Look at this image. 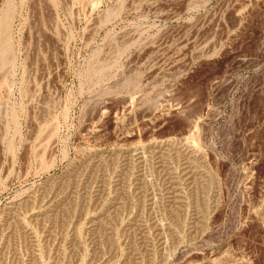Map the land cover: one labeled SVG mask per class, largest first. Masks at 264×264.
Instances as JSON below:
<instances>
[{"label":"rangeland","instance_id":"1","mask_svg":"<svg viewBox=\"0 0 264 264\" xmlns=\"http://www.w3.org/2000/svg\"><path fill=\"white\" fill-rule=\"evenodd\" d=\"M7 11L0 264H264V0Z\"/></svg>","mask_w":264,"mask_h":264},{"label":"bare ground","instance_id":"2","mask_svg":"<svg viewBox=\"0 0 264 264\" xmlns=\"http://www.w3.org/2000/svg\"><path fill=\"white\" fill-rule=\"evenodd\" d=\"M10 11H7V12H5L3 15H1V17H0V44H1V46H0V71H4L10 64H11V66H12V59L10 58V54H11V50H10V45H9V43H8V40L6 39V37L8 36V34H6L7 33V30L9 29V25L11 24L10 23V13H9ZM10 23V24H9ZM8 28V29H7ZM10 32V31H9ZM10 36H8V38H9ZM10 40V39H9ZM12 57V56H11ZM9 70V68L7 69V71ZM100 71V70H99ZM106 71V70H105ZM101 72H103L104 73V70L103 71H101ZM101 72H99L100 74H101ZM99 76H101V75H99ZM52 135V134H51ZM170 140V139H169ZM165 141V140H164ZM163 141V143L165 144V142ZM172 141V139L170 140V142L169 143H172L171 142ZM174 141V140H173ZM161 142V141H160ZM176 142V141H175ZM156 142H154V144H155ZM162 143V144H163ZM168 143V144H169ZM47 144V143H46ZM157 144V143H156ZM159 144V143H158ZM161 144V143H160ZM160 144L159 145H156V147L157 146H160ZM163 144V145H164ZM167 144V143H166ZM165 144V145H166ZM182 144V143H181ZM153 145V144H152ZM163 145H161V146H163ZM164 145V146H165ZM170 145V144H169ZM173 145V144H172ZM160 146V147H161ZM177 146V145H176ZM154 147H155V145H154ZM166 149H167V147H166ZM170 149H171V147H170ZM158 150V149H157ZM164 150V149H163ZM173 151V150H172ZM186 151V150H185ZM176 152V151H175ZM40 153V152H39ZM140 153V152H139ZM153 153V152H152ZM155 153H156V150H155ZM163 153H165L164 151H163ZM179 153V152H178ZM154 154V153H153ZM188 154V153H187ZM191 154V153H190ZM136 155H138V153L136 154ZM131 156H132V154H131ZM140 156V155H139ZM141 156H142V154H141ZM189 156V155H188ZM139 158V157H138ZM186 160V159H185ZM187 160H188V158H187ZM193 160V159H192ZM191 160V161H192ZM137 161V160H136ZM189 161V160H188ZM39 162V161H38ZM188 163H190V162H188ZM195 163V162H194ZM186 165V164H185ZM184 165V166H185ZM197 165V164H196ZM191 166V165H190ZM186 169V168H185ZM183 170V169H182ZM197 170V169H196ZM185 172H186V170H184ZM183 172V171H182ZM184 173V172H183ZM192 174V173H191ZM190 174V175H191ZM184 176V175H183ZM199 176V175H198ZM200 177V176H199ZM203 177V176H202ZM183 179V178H182ZM50 188V187H49ZM65 190V189H64ZM74 190V189H73ZM176 191V190H175ZM178 191L179 190H177V194H178ZM44 192V191H43ZM46 192V191H45ZM47 192H48V190H47ZM50 192H55V191H50ZM58 192V191H57ZM60 192V191H59ZM45 194V193H44ZM47 194H50V193H47ZM173 194V193H172ZM46 195V194H45ZM54 195V194H53ZM43 195L41 194V197H42ZM57 196V195H56ZM33 198H34V196H32ZM39 197V196H38ZM40 197V198H41ZM44 197H46V196H44ZM49 197H50V195H49ZM55 197V196H54ZM47 198V197H46ZM73 198V197H72ZM34 199H36V197L34 198ZM52 199V198H51ZM56 199V198H55ZM154 199V198H153ZM175 199V198H174ZM28 200V199H27ZM30 200V199H29ZM39 200V199H38ZM43 200H45V198L43 199ZM49 200V199H48ZM183 200V199H182ZM26 201V200H25ZM58 201V200H57ZM46 202V201H45ZM50 202H51V200H50ZM49 202V203H50ZM71 202V201H70ZM36 203H37V201H36ZM39 203V202H38ZM43 203H44V201H43ZM48 203V204H49ZM59 203V202H58ZM174 203V202H173ZM32 204H33V202H32ZM32 204H30V206L32 205ZM42 204V203H41ZM56 204V203H55ZM63 205V204H62ZM36 206V205H35ZM40 206V205H39ZM44 206V205H43ZM43 206H42V209L44 210V208H43ZM51 206V205H50ZM153 206V205H152ZM172 206V205H171ZM19 207H20V205H19ZM23 207V206H22ZM180 207V206H179ZM37 208V207H36ZM51 208V207H50ZM19 209V208H18ZM24 209V208H23ZM28 209V208H27ZM49 209V208H48ZM47 209V210H48ZM58 209V208H57ZM17 210V209H16ZM35 210V209H34ZM41 210V209H40ZM55 210V209H54ZM181 210V209H180ZM19 211V210H18ZM17 211V212H18ZM177 211V210H176ZM20 212V211H19ZM30 212V211H29ZM39 213H41L40 211H39ZM39 213H38V215H39ZM45 213V212H44ZM44 213H42V214H44ZM49 213H51V212H49ZM53 213H55V212H53ZM56 213H57V211H56ZM179 213V212H178ZM14 214H15V212H14ZM18 214V213H17ZM32 214V213H31ZM34 214V213H33ZM19 215V214H18ZM47 215V214H46ZM55 215V214H54ZM10 216H11V214H10ZM13 216V215H12ZM21 215H19V217H20ZM24 216V215H23ZM43 216H45V214L43 215ZM57 216V215H56ZM66 216V215H65ZM6 217V216H5ZM15 217V216H14ZM22 217V216H21ZM42 217V216H41ZM40 217V218H41ZM52 218V217H51ZM54 218L55 217H53V220H54ZM57 218V217H56ZM110 218V217H109ZM4 219H6V218H4ZM13 219V218H12ZM12 219L10 220V221H12ZM16 219H17V217H16ZM22 219H24V218H22ZM36 219V218H35ZM38 219V218H37ZM42 219V218H41ZM46 219V218H45ZM15 220V219H14ZM25 220V219H24ZM24 220H22V222H24ZM34 220V219H33ZM57 220V219H56ZM109 220V219H108ZM19 221H20V219H19ZM16 222V221H15ZM4 223V222H3ZM2 223V224H3ZM8 223V222H7ZM7 223H6V225H7ZM17 223V222H16ZM25 223V222H24ZM23 223V224H24ZM54 223V222H53ZM99 224H101L100 222H98ZM103 224H104V221H103ZM12 225H16L15 223H12ZM19 225V224H18ZM17 225V226H18ZM20 225H22V224H20ZM106 225V224H105ZM2 226V225H1ZM0 226V227H1ZM29 226V225H28ZM104 226V225H103ZM152 226H155V225H152ZM7 227V226H6ZM11 227V226H10ZM12 227H14V226H12ZM11 227V228H12ZM16 227V226H15ZM24 227V226H23ZM25 227H27L26 226V224H25ZM20 228V227H19ZM29 228V227H28ZM100 228H102V227H100ZM105 228V227H104ZM108 227H106V229H107ZM14 228H12V230H13ZM26 229V228H25ZM31 229V228H30ZM110 229V228H109ZM7 231H8V229H6ZM9 230H10V228H9ZM11 230V231H12ZM16 230V229H15ZM104 230V229H103ZM169 231L171 230V229H168ZM17 231V230H16ZM31 231V230H30ZM29 231V232H30ZM162 231V230H161ZM3 232L5 233V231L3 230ZM27 232V231H26ZM0 233H1V231H0ZM9 233V232H8ZM13 233V232H12ZM45 233V232H44ZM172 233V232H171ZM16 234V233H15ZM103 234V233H102ZM6 235V234H5ZM9 235H11V234H9ZM32 235V234H31ZM50 235V234H49ZM107 235V234H106ZM110 235H111V233H110ZM165 235V234H164ZM173 235V234H172ZM171 235V236H172ZM1 237V236H0ZM6 237V236H5ZM12 237V236H11ZM50 237V236H49ZM110 237V236H109ZM162 237V236H161ZM2 238V237H1ZM8 238V237H7ZM9 238H10V236H9ZM36 239V238H35ZM9 240V239H8ZM32 240V239H31ZM101 240V239H100ZM7 241V240H6ZM11 241V240H10ZM159 241H161V240H159ZM163 241V240H162ZM4 242V241H3ZM36 242V241H35ZM167 242V241H166ZM166 242H165V244L164 245H166ZM1 243H2V241H1ZM8 244H9V242H7ZM32 243H34L33 241H32ZM2 244H4V243H2ZM1 244V245H2ZM34 244H36V243H34ZM11 245V244H10ZM160 245V244H159ZM8 248V247H7ZM0 250H1V248H0ZM3 251H4V248H3ZM33 251H35V250H33ZM38 256V255H37ZM31 257V256H30ZM33 261H34V259H32ZM35 260H36V258H35ZM226 260V259H225ZM230 260V259H229ZM38 262H39V260H38ZM37 262V263H38ZM41 262V261H40ZM30 263H36V262H30ZM59 263V262H58ZM104 263V262H103ZM231 263H233V262H231ZM137 264V263H136ZM202 264V263H201ZM227 264H228V262H227ZM233 264H235V263H233Z\"/></svg>","mask_w":264,"mask_h":264}]
</instances>
